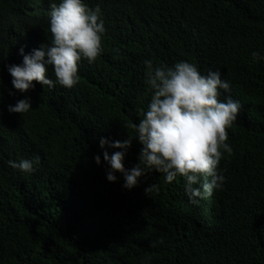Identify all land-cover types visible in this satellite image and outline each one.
Returning <instances> with one entry per match:
<instances>
[{"label":"trees","instance_id":"1","mask_svg":"<svg viewBox=\"0 0 264 264\" xmlns=\"http://www.w3.org/2000/svg\"><path fill=\"white\" fill-rule=\"evenodd\" d=\"M52 2L0 0V264H264V60L251 56L264 53V0H87L102 11L101 55L80 62L72 87L21 92L6 65L51 42ZM146 60L219 69L230 83L220 99L241 103L227 129L234 151L219 162L224 187L198 204L183 176L151 170L130 190L122 173L106 178L103 151L120 149L99 138L135 135L152 94ZM47 75L56 80L52 66ZM26 96L28 112L8 110ZM141 148L133 140L126 168ZM35 156L31 173L7 163Z\"/></svg>","mask_w":264,"mask_h":264},{"label":"clouds","instance_id":"2","mask_svg":"<svg viewBox=\"0 0 264 264\" xmlns=\"http://www.w3.org/2000/svg\"><path fill=\"white\" fill-rule=\"evenodd\" d=\"M49 15L50 43H43L25 53L19 49L22 62L6 65L15 89L25 92L35 88L33 81L54 87L59 83L72 87L80 80L79 64L83 59L89 63L96 60L103 51L102 35L105 23L100 5L90 7L87 0H53ZM253 62L264 60V53L254 50ZM147 84L151 99L143 117L133 125L134 136L111 140L101 136L102 149L118 148L111 154L104 149L103 160L109 165L106 178L109 182L119 179L122 173V187L132 189L140 183L141 177L151 170L165 174L166 182H172L178 175L185 179V192L192 203L212 195L214 190L224 187L227 177L225 169L219 167L221 158L233 153L228 143V128H231L241 109L239 100L230 95L220 99L221 90L230 89L228 80L223 79L219 69H209L202 74L197 65L187 60L173 66L154 65L146 60ZM52 66L56 80L48 75ZM14 95L13 92H9ZM10 112L26 113L32 108L30 97H24L15 104H8ZM133 140L142 144L138 162L132 168L125 167L124 158ZM101 163V155L94 156ZM39 156L7 161L14 169L24 172L36 171ZM156 187V185H149ZM162 238L150 241L151 246L162 243Z\"/></svg>","mask_w":264,"mask_h":264}]
</instances>
